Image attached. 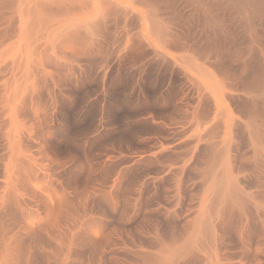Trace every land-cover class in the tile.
Returning a JSON list of instances; mask_svg holds the SVG:
<instances>
[{"label":"bare ground","instance_id":"obj_1","mask_svg":"<svg viewBox=\"0 0 264 264\" xmlns=\"http://www.w3.org/2000/svg\"><path fill=\"white\" fill-rule=\"evenodd\" d=\"M0 264H264V0H0Z\"/></svg>","mask_w":264,"mask_h":264}]
</instances>
